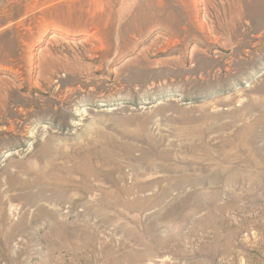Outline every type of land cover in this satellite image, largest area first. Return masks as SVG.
<instances>
[{"label": "rangeland", "instance_id": "1", "mask_svg": "<svg viewBox=\"0 0 264 264\" xmlns=\"http://www.w3.org/2000/svg\"><path fill=\"white\" fill-rule=\"evenodd\" d=\"M0 264H264V0H0Z\"/></svg>", "mask_w": 264, "mask_h": 264}]
</instances>
